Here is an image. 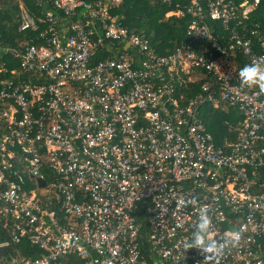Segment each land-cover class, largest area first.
<instances>
[{"label":"built area","instance_id":"obj_1","mask_svg":"<svg viewBox=\"0 0 264 264\" xmlns=\"http://www.w3.org/2000/svg\"><path fill=\"white\" fill-rule=\"evenodd\" d=\"M186 1L163 0L192 17L166 54L122 0H21L13 44L0 4V264H203L200 206L218 239L243 228L220 264H264V92L238 79L264 62V0Z\"/></svg>","mask_w":264,"mask_h":264},{"label":"trees","instance_id":"obj_2","mask_svg":"<svg viewBox=\"0 0 264 264\" xmlns=\"http://www.w3.org/2000/svg\"><path fill=\"white\" fill-rule=\"evenodd\" d=\"M21 0H0L3 5L2 33L3 37L11 44L14 39L21 38L18 33L19 3ZM32 11H38L37 0H22ZM175 3L181 2L186 4V0H173ZM177 9L173 5H167L163 0H122L120 7L116 13L125 15L126 23L131 29L137 30L139 33L149 37L154 48L161 54L172 52L178 46L187 43V30L192 22V17L184 15L181 17L172 15L169 12ZM196 88L200 87L196 83ZM197 90L193 93H196ZM189 92V90L187 91ZM238 118V115H237ZM210 130L214 134L216 140H221L229 134V127L236 119V112L229 108L224 110H216V112L207 118Z\"/></svg>","mask_w":264,"mask_h":264},{"label":"clouds","instance_id":"obj_3","mask_svg":"<svg viewBox=\"0 0 264 264\" xmlns=\"http://www.w3.org/2000/svg\"><path fill=\"white\" fill-rule=\"evenodd\" d=\"M238 79L241 89L255 86L264 92V62L253 60L245 64L238 72ZM194 211L196 223L191 237L184 241L183 247L185 250L195 249L203 257V264H220L228 249L240 245L244 237L243 228H226L218 239L208 207L200 206Z\"/></svg>","mask_w":264,"mask_h":264},{"label":"water","instance_id":"obj_4","mask_svg":"<svg viewBox=\"0 0 264 264\" xmlns=\"http://www.w3.org/2000/svg\"><path fill=\"white\" fill-rule=\"evenodd\" d=\"M42 184H44L45 182L44 181H41Z\"/></svg>","mask_w":264,"mask_h":264}]
</instances>
